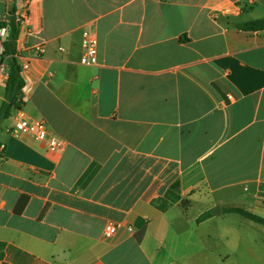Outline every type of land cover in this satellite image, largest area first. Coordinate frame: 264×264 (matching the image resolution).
I'll list each match as a JSON object with an SVG mask.
<instances>
[{
  "label": "crops",
  "instance_id": "1",
  "mask_svg": "<svg viewBox=\"0 0 264 264\" xmlns=\"http://www.w3.org/2000/svg\"><path fill=\"white\" fill-rule=\"evenodd\" d=\"M261 18L264 0H0L27 63L0 123V264H264V225L226 211L264 219V30L239 27ZM18 112L62 149L8 133Z\"/></svg>",
  "mask_w": 264,
  "mask_h": 264
},
{
  "label": "built area",
  "instance_id": "2",
  "mask_svg": "<svg viewBox=\"0 0 264 264\" xmlns=\"http://www.w3.org/2000/svg\"><path fill=\"white\" fill-rule=\"evenodd\" d=\"M29 2L30 0H25ZM10 21H5V25L0 28V84L5 83L8 77V66L3 60L4 42L7 39ZM14 22L19 29L25 28L28 23V16L25 12L15 17ZM82 47L83 53L80 57L79 63L84 66H91L97 60L96 39L88 30L82 32ZM43 53V47L37 46L31 50V54L24 57L40 56ZM16 58H22L21 55H16ZM20 70L27 67V63L19 64ZM7 132L14 137L30 136L34 140L44 142L47 149L51 152H57L62 149L63 143L56 136L51 134L45 123L41 120H31L27 118L22 112H18L13 120V123L8 127ZM130 230V229H129ZM117 233V226L108 223L104 229V237L111 239Z\"/></svg>",
  "mask_w": 264,
  "mask_h": 264
},
{
  "label": "trees",
  "instance_id": "3",
  "mask_svg": "<svg viewBox=\"0 0 264 264\" xmlns=\"http://www.w3.org/2000/svg\"><path fill=\"white\" fill-rule=\"evenodd\" d=\"M1 27V25H0ZM240 29L245 31L264 30V18L245 22L241 24ZM17 31L10 27L6 41L4 42L3 60L8 66V77L4 86V101L0 105V123L10 117L11 110H20L23 102V88L25 82L21 76V70L16 58L15 39ZM180 199L177 194V187H171L162 198L158 200L157 207L160 211H165L171 204L178 202ZM27 203L26 198H21L15 208L16 214H20ZM229 213L241 215L251 221L264 225V219L239 208H230L226 210ZM211 213H204L198 217L197 221H202ZM141 238V235L140 237ZM3 247L2 244H0ZM2 255H0L1 257Z\"/></svg>",
  "mask_w": 264,
  "mask_h": 264
},
{
  "label": "water",
  "instance_id": "4",
  "mask_svg": "<svg viewBox=\"0 0 264 264\" xmlns=\"http://www.w3.org/2000/svg\"><path fill=\"white\" fill-rule=\"evenodd\" d=\"M212 212H213L214 215H220L219 207H215Z\"/></svg>",
  "mask_w": 264,
  "mask_h": 264
},
{
  "label": "rangeland",
  "instance_id": "5",
  "mask_svg": "<svg viewBox=\"0 0 264 264\" xmlns=\"http://www.w3.org/2000/svg\"><path fill=\"white\" fill-rule=\"evenodd\" d=\"M7 125V124H6Z\"/></svg>",
  "mask_w": 264,
  "mask_h": 264
}]
</instances>
